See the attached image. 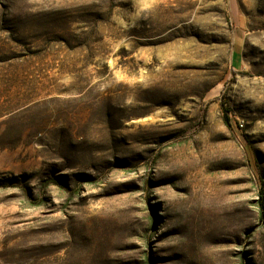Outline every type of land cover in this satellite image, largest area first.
<instances>
[{"label": "rangeland", "instance_id": "rangeland-1", "mask_svg": "<svg viewBox=\"0 0 264 264\" xmlns=\"http://www.w3.org/2000/svg\"><path fill=\"white\" fill-rule=\"evenodd\" d=\"M0 264H264V0H0Z\"/></svg>", "mask_w": 264, "mask_h": 264}]
</instances>
